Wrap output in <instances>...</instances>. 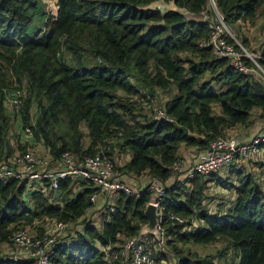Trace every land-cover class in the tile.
<instances>
[{
	"label": "trees",
	"instance_id": "1",
	"mask_svg": "<svg viewBox=\"0 0 264 264\" xmlns=\"http://www.w3.org/2000/svg\"><path fill=\"white\" fill-rule=\"evenodd\" d=\"M157 1L56 0L55 13L46 16L39 0H0V87L24 91L21 111L15 113L19 131L44 143L53 159L64 152L78 158L99 152L112 157L118 150L130 156L119 171L164 181L180 159L181 146L206 149L236 125H250L254 111L264 116L263 83L200 45L209 36V25L190 16L206 12L209 1L161 0L175 9L153 6ZM215 3L224 22L233 25L256 17L264 0ZM40 15L44 22L29 33L33 17ZM262 44L259 63L264 68ZM140 87L149 89L150 96L174 91L162 106L173 121L136 112L137 103L130 98L141 94ZM34 104L38 111L33 116ZM11 127L0 104V159L6 157H1L4 148L10 152L6 136ZM14 136L25 149L18 134ZM211 174L167 187L160 201L165 214L203 221L190 233L167 224L168 250L172 246L177 264H216V259L222 264H264L262 186L253 173L236 165L225 178ZM209 182L236 193L225 212L213 214L206 208ZM70 183L68 178L59 181L63 202L54 205L24 182L0 180V246L10 243L14 231L39 220L71 225L85 218L83 231L57 247L53 264H108L96 245L114 246L119 237H135L147 224V189L139 197L121 194L115 211L105 213L97 225L85 217L94 189L81 183L74 194ZM219 242L223 249L203 258L184 255L176 246ZM0 264L22 263L0 258Z\"/></svg>",
	"mask_w": 264,
	"mask_h": 264
},
{
	"label": "built area",
	"instance_id": "2",
	"mask_svg": "<svg viewBox=\"0 0 264 264\" xmlns=\"http://www.w3.org/2000/svg\"><path fill=\"white\" fill-rule=\"evenodd\" d=\"M216 17L215 21H209L213 17L202 13L203 21L209 25V36L203 39L201 46L209 47L218 58H225L234 68L252 76L253 79L264 85V68L259 63L260 54L248 52L230 33L222 15L217 9L215 0H208ZM232 41H231V40ZM247 61H250L248 64ZM24 91L0 87V100L4 101L17 114L20 113L24 99ZM130 101L136 102L141 107L150 103L148 93L134 95ZM148 110V109H147ZM151 111V110H149ZM152 118L173 121L164 108L159 106L151 111ZM264 143V135H256L246 141L239 140L229 135L217 137L211 140L203 153L201 160L183 170V160L175 161L170 169L171 175H184V179H192L196 174H211L234 161H249L260 159V144ZM115 167L113 158L103 152L78 158L69 152H64L58 159L51 155H39L33 150L14 153L0 160V180L8 181L16 179L26 183L32 190H38L49 197L54 205L63 202L64 193L59 189V181L64 178L73 182H83L94 189L90 195L92 207L85 216L90 221L100 215L101 219L107 212L113 213L117 200L121 194L139 197L141 187H136L123 181ZM181 180V181H183ZM48 181V184H44ZM168 179L161 181L151 178L145 189L150 194L148 203L156 208L157 235H147L139 232L132 238H122L114 246L97 245L98 252L108 264H160L161 256L168 254L167 224L178 225L182 233H190L202 227L203 221L195 218L188 219L176 214H165L161 207V198L166 194ZM28 187V188H29ZM96 207V209H94ZM93 209V210H92ZM209 211L213 214L211 209ZM91 212L95 215L91 216ZM85 218H81L74 224H64L54 220H47L43 232L36 235L34 225L31 228H20L14 231L9 241L19 250L18 258L8 257L17 263L27 264H53V257L57 247L62 242L60 236L69 237L83 231ZM51 223L50 226L48 224Z\"/></svg>",
	"mask_w": 264,
	"mask_h": 264
},
{
	"label": "rangeland",
	"instance_id": "3",
	"mask_svg": "<svg viewBox=\"0 0 264 264\" xmlns=\"http://www.w3.org/2000/svg\"><path fill=\"white\" fill-rule=\"evenodd\" d=\"M39 1L41 3V6L43 7L44 12L46 13V16H47V14L55 13L56 0H39ZM152 5L153 6L157 5L158 7L162 8V9H175L174 5H172L171 3H165L161 0L153 3ZM205 13L208 15L213 14L211 4L207 8V11ZM256 15L257 16L251 20L238 21L233 25H228L227 23H225V24H226L228 30L230 31L231 35L245 49H247L248 52L260 54L261 49H262V45H263L262 43L264 42V5L262 6L261 9H259V11L257 12ZM189 16H190V14H189ZM190 18H196L197 20H202L203 15L201 14L200 16H196V17L190 16ZM208 19H209V21H215L216 17L213 14V17H208ZM44 20H45V17L43 15L33 17L32 22L29 24V26L27 28L28 32L32 33L37 27L41 26V24L44 22ZM244 39L247 40L246 44L242 43V40H244ZM139 91L141 94L142 93L143 94L150 93L149 89H147L145 87H140ZM158 92H160V94H161L160 97H158V98H156V96H158L157 93H154L152 96L149 95L150 96V103H148L145 107H141L138 104L135 105L136 106V112H140V113L149 115L150 112L154 108H157L159 106H163L165 99L166 98L168 99L174 93V91L172 89L167 90V91L158 90ZM149 110H151V111H149ZM32 111H33V116H34V114H36L38 111L36 104H34V110L32 109ZM259 121L260 122L256 123V125H255L258 127V133H256L257 130H254V129H256V127L253 125V123L250 124L249 126H245V128H243V129H240V128H242V126H238L235 130L244 131L243 132L244 136L249 135L250 133L253 135H257L259 133H262V135H264V130L259 132L262 123L264 124V117L260 118ZM81 127L83 130L85 129L83 124L81 125ZM249 130H250V132H249ZM17 133L18 132H17L16 128L14 127V125H12V127L10 129V133H9V136L11 138L10 141L14 142V139H15L14 135H16ZM238 134H239V132H238ZM241 137H243V136H241ZM37 140H36V142L40 141V140H38V141ZM22 142L24 144L27 143L26 141H23V140H22ZM262 146H263V144H260L259 149H261ZM28 147L30 148V150H33V149H31L32 148L31 146H28ZM28 147H26L22 151L24 152V151L28 150L29 149ZM263 150H264V147H263ZM36 151H38L40 154L43 155V150L40 149V150H36ZM263 155H264V153H263ZM260 163H262L261 167L264 168V162H260ZM257 164L260 165L258 162L254 163V165H257ZM247 168H248V170H250L248 172H251L250 164ZM223 172H224V170L221 172L213 173V175L211 174V177H217V176H221L223 178L227 177L228 174H223ZM263 178H264V171H263ZM28 189L32 190L31 187H29ZM205 193H206V198H205L206 208L209 205V206L216 207V209L219 206V209H221L224 212L227 210L225 208L224 203H220V200H222V196L224 195V188L223 187L216 184L215 182H209L207 185V189L205 190ZM100 219H101V216H100ZM95 223L97 225L99 224V222H97V220H95ZM46 225H47V219L36 221L35 225H34V230H35L34 233L36 235L41 234L43 232V230L45 229ZM50 225H51V223L48 224V226H50ZM65 234H64V236L63 235L60 236L59 239L62 238L64 240L66 238ZM120 239H122V237H120ZM176 246L184 251V255L189 254V256H191V257L194 256V257H200V258H203L206 256H210V257L216 256V254L223 249V244L221 242L214 244V245H194V244L181 245V244H176ZM169 250H170V252H169ZM169 250H168L167 255L161 256L158 259V260H160V262H159L160 264H177L178 257H177V255L172 253L173 252L172 246H169ZM18 256H19V250H17L11 243L5 242V243L1 244V246H0V258H2V259H6L8 257L18 258ZM215 262H216V264H222V260H219V259H216Z\"/></svg>",
	"mask_w": 264,
	"mask_h": 264
},
{
	"label": "crops",
	"instance_id": "4",
	"mask_svg": "<svg viewBox=\"0 0 264 264\" xmlns=\"http://www.w3.org/2000/svg\"><path fill=\"white\" fill-rule=\"evenodd\" d=\"M174 8H176L174 6ZM157 95L156 98L160 97V92H157ZM167 99V98H166ZM165 99V100H166ZM0 104H1V107H2V110H3V113L7 116L10 117V120L12 122V125H14V127L16 128L17 130V138L19 140L20 143H22L24 145V143L22 142L23 141H26V145L27 147L28 146H31L33 149V151L37 152L39 155H42L40 154L38 151L36 150H43V155H50L49 153V149L45 146L44 143H42L41 141H38L36 142V139L29 133H26V132H20L19 131V122L20 121H17L15 119V112L10 108L9 105H7L4 101L0 100ZM34 110V107L32 108ZM31 113H33V111H31ZM260 112L259 111H254V115H253V118H252V123L253 125L255 126L256 123L260 122V118L264 117V116H259ZM16 120V121H15ZM16 122L18 123V126L16 125ZM251 123V124H252ZM262 123V122H261ZM238 126H242V128L240 129H243L245 128L244 125H236L235 127L232 128V130L229 132V136L231 137H235L239 140H242V141H246L248 140L249 138L253 137V136H256V135H253V134H249V135H246L244 136L243 132L244 131H238V130H235ZM249 126V125H247ZM256 129L254 130H257L256 133H258V127L255 126ZM251 130V129H250ZM249 130V132H250ZM262 130H264V124L262 123L261 127H260V131L261 132ZM239 132V134H238ZM9 133H10V130L8 131V134L6 136V140L7 142L10 144L11 146V149H10V152L7 153V148H4L3 149V152L1 153V157H8L14 153H18V152H23L19 146L16 144V139H14V142L13 141H10V136H9ZM257 135H262V133H259ZM243 136V137H241ZM241 138V139H240ZM85 142L87 143V138L85 140ZM263 147L260 149L259 153H260V159L259 160H249V161H234L232 162L230 165H226L224 167H222L220 170H218L217 172H221L224 170L223 174H227V170L230 169V167L236 165L238 167H241V168H245L247 171H250L248 170V166L250 164L251 166V172L254 174V176L257 178V181L260 183V185L262 186L263 190H264V178H263V171H264V168L261 167V163L260 162H264V150H263ZM29 148V147H28ZM30 149V148H29ZM205 152V149H199L195 146H181L180 150H179V154H180V158L183 160V170L182 171H185L186 169H188L191 165L195 164L196 162L200 161L201 160V157L203 155V153ZM112 158L114 160V163H115V167L118 169V167H121L123 166L130 158L129 154L128 153H123V152H119L118 150H115L113 152V155H112ZM255 162H258L260 165H254ZM244 169V170H245ZM227 171V172H226ZM121 176L120 178L127 182L128 184H131L133 186H136V187H141L142 189L146 188L148 182L151 180L152 177L148 176L146 173H143L142 175L140 176H134V175H129V174H126L122 171H118ZM216 173V172H214ZM213 174V173H212ZM168 187L178 181L180 182L181 180L184 179V175L183 174H180V175H174L172 177H168ZM166 179V180H167ZM165 181V180H164ZM182 182V181H181ZM45 183V181H44ZM83 183V182H81ZM81 183L79 182H73L70 186V189L72 190V193H76L78 192L80 189H82V185ZM235 196H236V193L234 192V190H228V189H225L224 188V195L222 196V200H220V203H224L225 205V208L226 209H229L232 205H233V202L235 200ZM94 209H96V207H94ZM207 209H211L213 212H218V213H222L224 211H222L221 209H219V206L217 207H214V206H207ZM93 210V209H92ZM95 215V213L91 212V216ZM87 216V215H86ZM95 220H97V222H99L101 219H100V215L96 216L95 217Z\"/></svg>",
	"mask_w": 264,
	"mask_h": 264
},
{
	"label": "water",
	"instance_id": "5",
	"mask_svg": "<svg viewBox=\"0 0 264 264\" xmlns=\"http://www.w3.org/2000/svg\"><path fill=\"white\" fill-rule=\"evenodd\" d=\"M145 217L147 219V224L141 229V233L156 236L157 235V215L156 208L152 203H148L145 209Z\"/></svg>",
	"mask_w": 264,
	"mask_h": 264
},
{
	"label": "clouds",
	"instance_id": "6",
	"mask_svg": "<svg viewBox=\"0 0 264 264\" xmlns=\"http://www.w3.org/2000/svg\"><path fill=\"white\" fill-rule=\"evenodd\" d=\"M141 231V230H140ZM5 260V259H4Z\"/></svg>",
	"mask_w": 264,
	"mask_h": 264
}]
</instances>
